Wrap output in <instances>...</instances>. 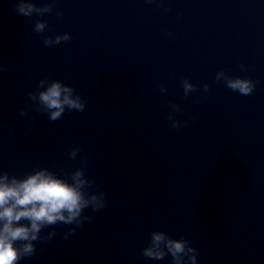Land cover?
I'll list each match as a JSON object with an SVG mask.
<instances>
[{"label":"water","instance_id":"95a60500","mask_svg":"<svg viewBox=\"0 0 264 264\" xmlns=\"http://www.w3.org/2000/svg\"><path fill=\"white\" fill-rule=\"evenodd\" d=\"M34 2L50 10L0 0V172L83 168L106 206L45 227L20 264H172L143 255L156 231L197 264H264V0ZM57 80L85 108L52 121L38 96Z\"/></svg>","mask_w":264,"mask_h":264},{"label":"clouds","instance_id":"9594fccd","mask_svg":"<svg viewBox=\"0 0 264 264\" xmlns=\"http://www.w3.org/2000/svg\"><path fill=\"white\" fill-rule=\"evenodd\" d=\"M15 9L23 17L50 10L49 6H39L34 0H17ZM45 29L46 22L39 21L33 30L40 33ZM70 39L71 34L58 35L54 41L47 39L45 44H58ZM44 83L41 81V86ZM226 83L242 95L251 94L255 88L251 80L244 78L227 79ZM183 87L186 94L194 88L187 80ZM32 98L35 99L36 95L32 94ZM38 98L52 121L60 119L66 110L83 111L85 108L80 97L74 96V89L58 80L48 83ZM21 115H24L23 111ZM174 127L179 128V123ZM79 151V148L73 149L71 158L75 159ZM89 184L83 168L73 173L71 181L48 169L37 170L23 178L7 171L0 172V264H20L22 259L33 256L37 250L34 242L41 240L40 234L45 227L58 223L80 226L85 220L91 222L92 217L83 216L85 209L91 207L94 212H99L106 204L103 193L91 196L86 193ZM75 231V228L70 229L64 238ZM54 235L55 232L49 233L47 239ZM143 255L155 260L171 255L172 264H197L196 249L190 247L188 241L171 238L162 231L151 233L149 246L143 249Z\"/></svg>","mask_w":264,"mask_h":264}]
</instances>
